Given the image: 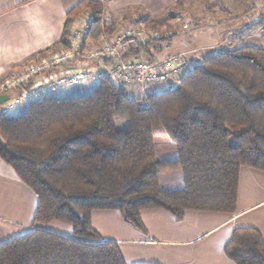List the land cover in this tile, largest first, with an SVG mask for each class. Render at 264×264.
Segmentation results:
<instances>
[{
  "label": "trees",
  "instance_id": "trees-1",
  "mask_svg": "<svg viewBox=\"0 0 264 264\" xmlns=\"http://www.w3.org/2000/svg\"><path fill=\"white\" fill-rule=\"evenodd\" d=\"M103 10L100 2L78 4L60 42L34 61L67 47L69 25L82 13L94 17L86 39L112 33ZM162 40L127 55L153 57ZM0 159L37 198L32 228L0 244V264H125L118 245L92 227L93 211L116 210L142 231L145 209L177 220L186 211L233 214L240 170L264 173V49L222 48L193 63L171 89L142 99L106 79L87 95L37 98L22 114L0 119ZM175 172L182 185L160 188L159 176ZM53 221L71 226L73 236L42 227ZM224 253L234 264H264V238L236 228Z\"/></svg>",
  "mask_w": 264,
  "mask_h": 264
},
{
  "label": "crops",
  "instance_id": "crops-1",
  "mask_svg": "<svg viewBox=\"0 0 264 264\" xmlns=\"http://www.w3.org/2000/svg\"><path fill=\"white\" fill-rule=\"evenodd\" d=\"M83 1L86 0H0V82L59 43L68 13ZM183 1L186 0H118L102 5L113 19L136 21L146 16L149 23L156 13L167 12ZM234 26H237L236 21L219 27L198 28L189 38L199 42L167 55L196 57L201 54L195 53L196 50L216 47L225 38H231ZM258 26L263 28L257 25L239 37L233 47L249 45L264 49V31L254 33ZM173 157L168 154L163 158ZM162 176L164 174L159 176L162 189L182 185L181 176L176 172L172 175L176 180L172 185L162 186ZM36 205L34 192L0 159V244L32 228ZM140 220L143 231L126 222L116 210H95L91 214L94 230L104 240L118 245L125 264H234L226 257L224 248L236 228H255L264 238V173L249 168L240 170L233 214L186 211L182 219L177 220L165 210L145 209L140 212ZM42 227L64 237L73 236L67 224L53 221Z\"/></svg>",
  "mask_w": 264,
  "mask_h": 264
},
{
  "label": "built area",
  "instance_id": "built-area-1",
  "mask_svg": "<svg viewBox=\"0 0 264 264\" xmlns=\"http://www.w3.org/2000/svg\"><path fill=\"white\" fill-rule=\"evenodd\" d=\"M118 0H100L113 3ZM94 17L90 13L76 16L69 25L67 47L48 53L8 76L0 83V95H10V100L0 105V118L6 117L24 102L48 95L50 91L76 85L81 82L106 79L120 85L131 99L161 93L174 87L192 68L193 63L183 54L164 59L148 57L144 53L128 56L129 50L141 43L162 37L156 48L168 44L171 34L159 35L136 21H125L110 34L102 32L100 42L86 45V31ZM104 28L113 27L109 10H103ZM117 26V27H118ZM184 29L188 25L183 24ZM86 61H95L84 65ZM18 91L17 95H11Z\"/></svg>",
  "mask_w": 264,
  "mask_h": 264
},
{
  "label": "rangeland",
  "instance_id": "rangeland-1",
  "mask_svg": "<svg viewBox=\"0 0 264 264\" xmlns=\"http://www.w3.org/2000/svg\"><path fill=\"white\" fill-rule=\"evenodd\" d=\"M105 10H107V8H105ZM142 17L145 19L143 20V23H140L143 24L142 27L150 28L156 31L161 36L170 33L172 39L175 37L171 45H168V42L166 46L161 48V53L153 56L161 59L170 56L167 55L168 53H170V51L178 50L180 47L185 48L186 46H194L195 42H199V40L194 41L189 38L193 36L196 29L206 28L208 25L219 27L226 22L236 21L237 26H234L235 32L230 35L231 38H228V40L227 38H225L223 41H221L220 45L216 47L213 46L200 48L195 51V53H201L196 57H188L187 54H183L187 59L191 61V63H197L201 61L205 56L211 53L218 52L222 48H232L235 44L234 42L239 40V37L245 36L246 33L250 30L246 31L243 34H238V32L247 28L249 25L259 22L254 26V28L257 25H262L263 28H260V26H258V28L254 30V33L261 34L264 31V23L262 24V22H264V0H186L177 3L174 7H171L167 12L156 13V15L154 16L155 19L153 21H150L149 23H147L149 20L147 21L146 16ZM113 20V27L115 29L119 28L118 25L124 23L117 19ZM183 24L188 25L187 29H184ZM236 29H238V31ZM98 42H100V39L98 38L91 39L88 37L86 39L87 46L95 45ZM94 63L96 62L86 61L83 64L87 66L92 65ZM19 70L20 69H18L17 71ZM16 72L12 73L11 75L14 76ZM96 84L97 82L94 81L81 82L76 85H71L65 88L50 91L46 96L69 98L79 95H87L92 92ZM12 93H14V95H17L15 94L16 91H12ZM33 101L34 100L24 102L18 105L16 109H14L13 112H11V114L6 117H13L22 114L27 109L28 105ZM167 174H164V176L161 177L160 182L162 186H166L169 184L172 185L176 182L174 178L175 176H172L174 173ZM160 188L163 187L160 186Z\"/></svg>",
  "mask_w": 264,
  "mask_h": 264
},
{
  "label": "water",
  "instance_id": "water-1",
  "mask_svg": "<svg viewBox=\"0 0 264 264\" xmlns=\"http://www.w3.org/2000/svg\"><path fill=\"white\" fill-rule=\"evenodd\" d=\"M8 100H10V95H8V94L0 95V105L4 104Z\"/></svg>",
  "mask_w": 264,
  "mask_h": 264
}]
</instances>
